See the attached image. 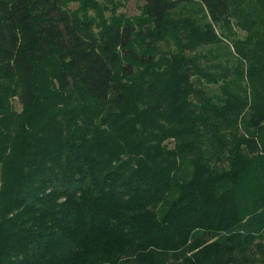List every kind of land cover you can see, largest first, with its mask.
Instances as JSON below:
<instances>
[{"label": "trees", "instance_id": "1", "mask_svg": "<svg viewBox=\"0 0 264 264\" xmlns=\"http://www.w3.org/2000/svg\"><path fill=\"white\" fill-rule=\"evenodd\" d=\"M138 1L0 0V264H264V0Z\"/></svg>", "mask_w": 264, "mask_h": 264}, {"label": "rangeland", "instance_id": "2", "mask_svg": "<svg viewBox=\"0 0 264 264\" xmlns=\"http://www.w3.org/2000/svg\"><path fill=\"white\" fill-rule=\"evenodd\" d=\"M100 2L107 4L110 8L113 7L112 9L115 10V13H123L126 16L129 17H134L137 16L138 14H140V5L143 3V1H138V0H113L114 2H116L115 6L114 4H111L109 0H99ZM69 7L71 9H75L78 6V2L75 1H70L69 3ZM197 10L195 13V17L197 19V21L200 24H203L204 21H206V17L204 16V12H202L200 10V7H197ZM92 13V12H90ZM105 15H108L110 13V10H105L104 11ZM221 29H219V27L217 28V31L219 32ZM238 35H242L243 32H241L240 30L236 29ZM159 47L160 48H168L171 47L173 48V45L171 44H167L165 42H161L159 43ZM200 51L205 52L206 53V57L208 56V58L210 56H212L213 54H216V56H218L216 58V60L213 59H203L202 60V64L204 65H208L211 64L214 61H222L224 59L225 53L228 51H232V47L230 45H228V43H216V44H212L203 48H200ZM209 52H211L212 54H208ZM223 53V54H221ZM234 57H231L230 60V64H234ZM18 106V104H17ZM19 107V106H18Z\"/></svg>", "mask_w": 264, "mask_h": 264}]
</instances>
